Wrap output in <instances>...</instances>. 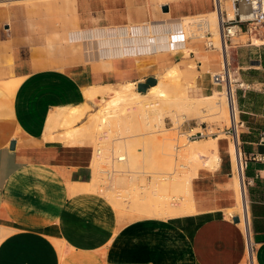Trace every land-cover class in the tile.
<instances>
[{"label": "crops", "instance_id": "obj_1", "mask_svg": "<svg viewBox=\"0 0 264 264\" xmlns=\"http://www.w3.org/2000/svg\"><path fill=\"white\" fill-rule=\"evenodd\" d=\"M16 2L0 3V264H247L249 252L264 264V110L243 111L239 133L253 257L240 216L227 214L237 195L224 137L215 136L219 166L191 179V211L164 218L118 212L97 192L71 193L92 179L89 136L44 138L56 109L86 102L90 86H136L194 63L190 86L213 93L220 55L188 38L184 20L211 12L215 0Z\"/></svg>", "mask_w": 264, "mask_h": 264}, {"label": "rangeland", "instance_id": "obj_2", "mask_svg": "<svg viewBox=\"0 0 264 264\" xmlns=\"http://www.w3.org/2000/svg\"><path fill=\"white\" fill-rule=\"evenodd\" d=\"M14 1H17L16 2L17 4H30L36 2L37 3L47 2L51 0H14ZM14 1L0 0V3L1 2L12 3ZM222 5L223 6L225 5V9L226 8L229 10L231 9V4L229 0L226 3H222ZM212 11H215V9ZM208 13L200 14V15L207 16ZM202 40L205 42V39ZM209 41H212L217 48L216 50L213 51H216V53L220 54L219 51L220 43L217 40L216 35L212 34L211 39ZM251 44H252L251 38H248L247 36L244 35L234 38L231 41V43L227 44V46H229L228 67L231 71V75L233 79L236 78L234 80L236 82H232V84L233 87L237 86V97L240 96L242 99L245 100L244 106L238 107L240 111L239 112L240 120H241L240 118L241 110H247L246 107L250 106V103L252 105H255L256 106L255 108L257 110H264V47L250 48ZM258 54H260V59L257 57ZM255 59L259 60L258 63L254 62ZM250 60L253 62H251ZM189 65L192 66V68L196 67L194 63H186V64L182 63L181 65H177L180 71V75L178 76V82L172 81V79L171 80L167 79L166 85H169V87L167 86L168 89L166 88V86L164 87L168 90V92L166 93L168 95L163 96L162 97L163 99L157 98L158 95H156L151 91H148L146 94H141L136 90V87H133L131 89H133L134 93H131L130 91L124 94L119 93V95L124 97L121 100L119 99H113L114 101L110 99L108 100L107 98H109L113 93L111 91L112 90L111 88L115 89L116 87H118V86H114L115 87L114 88L110 86L109 91L107 90L106 91L107 93H105L106 95L100 97L101 98L100 101L97 100L96 102L94 101L95 105L97 106H91L90 108H88V111L85 114H83V116L76 122L81 124L82 126L78 125L79 126L78 129H76V127L73 128L75 130H79L80 127L81 128L84 127L85 126L84 124L88 118V116L86 117V115H88L91 112L94 113L95 110L99 109L98 106L101 107L100 115H101L102 123L104 122L103 125H101L100 127L99 126L95 127L93 129L94 131L92 133V136L86 134L89 136L88 140L91 143L93 149L92 150L93 161H91V164H93V166L91 164L90 166L92 169L94 166H96L94 167L96 170V174H94L95 172L94 170H92L93 177L91 181L88 182V184L85 183L87 184L86 186L81 185L84 183L81 184L79 183L80 185L78 183L77 184L73 183L70 186L71 193L97 192L107 197L118 212H124V211L133 212V213H137V215H142V216L153 215L163 218V217H169L168 215H171L172 214L171 212H174L172 215L175 216L188 212L191 209V204H192L191 183L189 184L188 182L182 181L178 187L176 188L170 187L168 188L169 189L168 191V189L163 188L162 186L156 185L159 188L155 186V183L159 181L156 178H161L163 181V179L167 177V179L170 182L173 180V177L177 174L190 175L192 178L193 175L191 173L194 172V169L198 166L199 162H196L192 158L191 154L188 152L190 150V144H191L189 142H195V141L207 142L213 139H217V137H224L225 140L227 141V144L230 140L233 142L236 141H234L232 138H230V136H227V134L224 133V131L229 125L228 113H227L224 97H223L224 99L223 101L217 99V97L212 98L211 101L210 100L207 101V104L210 106L209 108L212 109L204 111L202 114L196 112L198 105L203 101L202 99H200L199 97L190 98V99H184L181 97L183 95L181 93L182 90H186L190 86L189 81L194 80L196 75L193 71L194 69L188 68ZM220 69L221 66L217 71H220ZM209 78L211 80V73L209 75ZM241 82L243 83V85L239 86ZM177 83L179 85H177ZM106 87L107 86L88 87L83 91L85 98H88L89 101H92V99L95 96H99V94H102ZM222 90H224V87H222L221 85L215 86V90H214L215 92L220 93ZM86 92L89 94H86ZM117 92L120 91L117 90ZM208 96H212V93L209 94ZM164 99L167 101H165ZM105 100L107 103L105 102ZM162 100L164 101V103ZM104 102L106 105L102 104ZM80 105L81 104L69 105V106L57 108L50 118L55 117L57 114L61 113L60 109H64L65 111L63 113L65 114L73 106L79 107ZM101 105L104 106L102 107ZM149 106H151L152 109L151 107L148 108ZM154 106H156V109L161 110L162 114L160 112L159 114L160 116L156 114L157 112L153 113L152 110L155 109ZM188 106L191 107L190 111H188ZM102 111L106 114L102 113ZM185 111L186 113L188 111L189 114H186ZM63 113L62 115L64 116ZM103 114L105 115V117H103L104 116ZM50 121L52 122L53 119ZM187 122H189L190 125H192V123H195L196 125H198V127L190 131H184L182 125L186 124ZM52 125H56V124L53 123ZM200 125L206 127V129L205 130L201 129ZM80 130L82 132L83 129ZM197 130L203 132V135L198 136V134H196ZM84 131L85 129L83 130V132ZM238 132L240 133V128L238 129ZM75 133L71 134L73 135V137L69 136L70 138L68 140L66 138V135L64 137L62 136L63 134L60 135L61 133H59L56 136L58 140L60 139L63 141H74L71 140V137L78 138V139L75 138V141L79 140L81 138L80 135L81 133L78 132ZM51 134L50 135L44 134V138L53 140L55 136L53 135L54 134L53 133L52 134L54 137L53 138ZM189 135H191V137H189ZM150 140L156 141L154 144H156L157 147H160V145L161 147H164L166 143L171 145L172 148L170 149L173 154L172 157L174 160L173 170L171 171V173L161 174L157 172L156 174V172L147 169V167L144 165V159H143V152L145 149L144 147L146 144H148V142H150ZM162 142L163 144H161ZM99 145L102 147L103 153L101 156H96L94 153V149H96ZM110 150L114 151V154L116 155L120 154L126 156V160L115 164V167L123 172L115 174L114 175L115 180L111 184L107 183L108 185L105 188H100L99 184L103 182L102 179L103 175H101L102 172L101 170L102 168L107 166L106 165L108 162L107 156L109 155ZM129 153H132L134 154V156H136L135 161H130L128 157ZM181 165H186L187 168H183ZM204 165H206V163L203 162V166ZM191 169H193V171H191ZM167 179H165L166 182L168 181ZM92 182L93 184H95L94 185L95 187L90 185ZM187 184H189L190 187L186 186ZM184 185L186 187L182 188L184 187ZM87 186H89V188ZM156 188H158V190ZM112 193L116 196H114ZM122 194L124 197L123 196L121 197ZM128 199L131 201H129ZM137 201L138 203H136ZM164 203L166 204L164 205ZM171 203L174 205H172ZM164 206L167 208L168 212L166 208H163ZM173 207H175V209ZM176 207L177 209L178 207H182V208L176 210ZM170 209H173L174 211H171ZM156 213L158 215H156ZM5 234L6 231L0 228V239Z\"/></svg>", "mask_w": 264, "mask_h": 264}, {"label": "bare ground", "instance_id": "obj_3", "mask_svg": "<svg viewBox=\"0 0 264 264\" xmlns=\"http://www.w3.org/2000/svg\"><path fill=\"white\" fill-rule=\"evenodd\" d=\"M227 2H228V0H226ZM226 1L225 0H215V4H216V8H215V11H212V12H210V13H208V15L207 16H201V15H198L199 17H196V16H193V17H188V18H186L185 20H184V24H185V33H186V35H187V37L188 38H191V39H194V38H197V37H200V38H204L205 37V35L206 34H210L211 33V35L212 34H214V35H216V38H217V40L219 41V45H220V47H221V49H222V55H221V53L219 54L220 55V64H221V66H222V63L224 62V63H226L227 65H229V59H228V47L229 46H225V51H224V49H223V45H222V43H221V41H220V37H219V31H220V16H221V14L223 13V14H225L226 15V17L228 18V19H231L232 17H233V13H232V9H225V5L223 6L222 5V3H226ZM213 30H214V32L215 33H217V34H215L214 32H213ZM260 36V35H259ZM251 40H252V42L254 43V44H263L264 43V38L262 39V38H251ZM217 41V42H218ZM214 44V43H213ZM216 44V43H215ZM215 46V45H214ZM216 47V46H215ZM220 47H219V50H220ZM185 51H187V52H189L190 53V51L189 50H185ZM195 51V50H194ZM179 52V51H178ZM177 52V53H178ZM181 52V51H180ZM182 52H184V51H182ZM181 52V53H182ZM176 53V52H175ZM188 53V54H189ZM228 73H229V81L230 82H232V81H234L235 79H233V77H232V75H231V71H230V69H229V67H228ZM180 75V71H179V69H178V67L177 66H173V67H171V68H168V69H166V70H164L163 72H161L160 74H158L157 75V83L154 85V86H151V87H149L148 88V90L145 92V93H143V94H146L148 91H151V92H153V93H155L156 95H158V97L157 98H162L163 96H166V95H168V94H166L167 92H168V88H167V86L169 87V85H166V82H167V79H169V80H171L172 79V81H176V82H178V76ZM169 83V82H168ZM213 83V82H212ZM215 86H217L218 84H216V83H213ZM177 85H179L178 83H177ZM164 86H166V88L164 87ZM109 87L110 86H107L106 88H105V90L103 91V93L102 94H99V96H95L93 99H92V101H89L88 100V98H86V102H84V103H82L79 107H77V106H73L72 108H70L69 109V111L67 112V113H63L65 110L64 109H60V111H61V113H59V114H57L55 117H52V118H49L48 119V123H47V129L45 130V135H50L51 133L53 134V132L55 131V130H57L58 128H61L62 130L59 132V133H61L60 135H62V136H64L65 137V135H66V138H67V140L70 138L69 136H72L73 137V135H71V134H73V133H75V132H78V133H81L80 135H81V138L80 139H83V138H85V137H87L88 135H86V134H89V135H91L92 136V133H93V129L95 128V127H100L101 125H103V123H102V121H101V107L100 106H98L99 107V109H97V110H95V112L94 113H92L91 111V113H89L88 115H86V117L88 116V118H87V120H86V122H85V126L84 127H80V129H85V131L83 132V130H82V132H81V130L79 129V130H75L74 128L76 127V129H78L79 128V126L76 124V122L83 116V114H85L87 111H88V108H90L91 106H97V105H95V102L93 101L96 97H102V96H104V95H106L105 93H107L106 91L108 90L109 91ZM112 87H114V86H112ZM133 87H136L135 86V84L134 83H130V82H128V83H123V84H119L118 85V87H114L115 89H113V88H111L112 90V95L109 97V98H107L108 100L110 99V100H113V99H119V100H121L122 98H124L123 96H121V95H119V93H122V94H124V93H127V92H131V93H134L133 92V89H131V88H133ZM223 87H224V85H223ZM166 89V90H165ZM170 89V88H169ZM117 90H119L120 92H117ZM213 93H212V96H204L203 95V93L202 92H200V88H198V87H194V86H189L186 90H182V98H184V99H190V98H197V97H199L200 99H202L203 101H202V103H200L199 105H198V108L196 109V112L197 113H199V114H202L204 111H207V110H209V109H212V108H209L210 106L207 104V101H211V99L212 98H214V97H217V99H219V100H224L223 99V97H224V90H222L220 93H217V92H215V91H212ZM86 94H89V93H87L86 92ZM142 94V93H141ZM167 98V97H166ZM159 99V100H160ZM163 99V98H162ZM172 99V98H171ZM181 99V98H180ZM107 100V101H108ZM165 100V99H164ZM218 100V101H219ZM114 101V100H113ZM117 101V100H116ZM163 101V100H162ZM165 101H167V100H165ZM88 102V103H87ZM105 102H106V100H105ZM105 102L104 103H102V104H105ZM221 102V101H220ZM107 103V102H106ZM113 103V102H112ZM163 103H164V101H163ZM168 103H169V101H168ZM115 104V103H114ZM119 104V103H118ZM147 104V103H146ZM151 104V103H150ZM180 104V103H179ZM220 104V103H219ZM223 104H224V102H223ZM106 105V104H105ZM222 105V104H221ZM102 107L104 106V105H101ZM108 106V105H107ZM110 106H112V105H110ZM152 106H153V104H152ZM158 106V105H157ZM115 107V106H114ZM151 106H149L148 108H150ZM186 107V106H185ZM154 108L155 109H153L152 111H153V113H155V112H157L156 114H160V112H161V110H159V109H156V106H154ZM181 108V107H180ZM110 109V108H109ZM151 109H152V107H151ZM160 109H162V108H160ZM187 109V108H186ZM90 110V109H89ZM103 110V109H102ZM107 110H108V108H107ZM191 110V107H189L188 106V111H190ZM105 111V110H104ZM188 111H187V113H186V111H185V113L186 114H189L188 113ZM225 111V110H224ZM106 112V111H105ZM62 113L64 114V116L62 115ZM102 113H104L103 111H102ZM104 114H106V113H104ZM103 114V115H104ZM161 114H162V112H161ZM226 114V113H225ZM158 115H156V116H158ZM62 116V117H61ZM160 116V115H159ZM61 117V118H60ZM103 117H105V115L103 116ZM53 119V123H55L56 125H52L53 123L50 121V120H52ZM104 119V118H103ZM236 119H237V117H236ZM162 120V119H161ZM127 125H128V123H127ZM80 126H82V125H80ZM74 127V128H73ZM130 128V127H129ZM74 129V130H73ZM127 129V128H126ZM101 130V129H100ZM99 130V131H100ZM128 131V130H127ZM96 132V131H95ZM59 133H57V134H59ZM97 133V132H96ZM51 134V135H52ZM76 134V133H75ZM55 137H56V135L55 134H53ZM53 135H52V137H53ZM51 137V136H50ZM71 137V140H74L75 141V138L76 137H74V138H72ZM54 138V137H53ZM55 139V138H54ZM76 139H78V138H76ZM79 139V140H80ZM60 140V139H59ZM234 141H236L235 140V138L233 139ZM145 142H146V140H145ZM156 141H151L150 140V142H148V144H146L145 145V149H144V152H143V159H144V165L147 167V169H149V170H152V171H154V172H156V174H157V172H159V173H163V174H169V173H171V171L173 170V163H174V160H173V157H172V152H171V149L170 148H172L171 147V145L170 144H168V143H164L165 145H164V147H161V145H160V147H157L156 146V144H154ZM238 142H239V140H238ZM238 142H237V144H236V142H233V141H229L228 142V147H227V150H228V154H229V157H230V159H231V163H232V165H233V168H234V171H235V177H234V183H233V188H234V190H235V193H236V195H237V203H236V206L233 208V209H230L228 212H227V214H229L230 216L231 215H233V214H237V215H239L240 216V218H241V223H244V226H245V228H247V219H249L248 217V209H247V204H246V202H245V200H244V193H245V190L243 191V189H244V186H243V184H242V181H241V177L239 176V173H238V170H240L239 169V163H240V168H241V174H242V159H241V152H240V148H239V146H237L238 145ZM189 143H191L190 144V150L188 151L190 154H191V156H192V158L196 161V162H199V164H198V166L194 169V172L193 173H191L193 176L192 177H194V175H196V173H197V169H198V167H207V168H214L215 169V166H219V154H218V151L217 150H219V149H217V139H213V140H210V141H207V142H203V141H195V142H189ZM160 144V143H159ZM161 144H163V142L161 143ZM219 147V146H218ZM189 154V155H190ZM127 155H128V153H127ZM120 156H123V155H120ZM129 159H130V161H135L136 159V156H134V154H132V153H129ZM124 160H126V156H124ZM93 161V160H92ZM94 161H95V159H94ZM194 161V162H195ZM221 161V160H220ZM195 162V163H196ZM203 162L204 163H206V165H204L203 166ZM134 163V162H133ZM194 164V163H193ZM92 166H93V164H91ZM183 168H187V166L186 165H181ZM217 166V167H218ZM94 167H96V166H94ZM93 167V169L92 170H94V174H96V170H95V168ZM189 168V167H188ZM214 169H212V170H214ZM102 171V170H101ZM177 171V170H176ZM191 171H193V169H191ZM93 172V171H92ZM186 173V172H185ZM155 174V175H156ZM172 174H173V172H172ZM93 175V174H92ZM154 175V176H155ZM93 177V176H92ZM196 177V176H195ZM95 178V177H94ZM131 178V177H130ZM243 178V177H242ZM157 180H159L157 183H155V186L156 185H158V186H162L163 188H166V189H168V188H170V187H172V188H176V187H178L180 184H181V182L183 181V182H188L189 184L191 183V176L190 175H175L174 177H173V180L170 182L168 179H167V177L165 178V179H167L168 181L166 182V180L165 179H163V181H162V179L161 178H156ZM161 179V180H160ZM93 180H95V179H93ZM115 180V177H113L108 183H112L113 181ZM100 181V180H99ZM165 181V182H164ZM94 183H95V181H94ZM97 183V182H96ZM77 184V183H76ZM79 184V183H78ZM81 184V183H80ZM79 184V185H80ZM88 184V183H87ZM87 184H81V185H87ZM185 184V183H184ZM189 184H187L186 186H188V187H190L189 186ZM90 185H92L93 187H95L94 185L95 184H93V182L90 184ZM89 185V186H90ZM98 185V184H97ZM89 186H87L88 188H89ZM158 186H156V187H158ZM185 185H184V187H182V188H185L186 187ZM92 187V188H93ZM91 188V189H92ZM159 188V187H158ZM158 188H156L157 190H158ZM91 189H90V191H91ZM113 189V188H112ZM163 190V189H162ZM164 191V190H163ZM168 191H169V189H168ZM180 191V190H179ZM117 192V191H116ZM113 194V193H112ZM114 195V194H113ZM114 196H116V195H114ZM118 196V195H117ZM123 196V194L121 195V197ZM124 197V196H123ZM118 199V198H117ZM125 199H126V197H125ZM132 199V198H131ZM122 200V199H121ZM129 200V199H128ZM129 201H131V200H129ZM122 202V201H121ZM168 202V201H167ZM136 203H138V201L136 202ZM149 203V202H148ZM166 203H164V205H165ZM172 204V203H171ZM134 205V204H133ZM172 205H174V204H172ZM149 206V205H148ZM158 206V205H157ZM167 206V205H166ZM169 206V205H168ZM163 208H166L165 206L163 207ZM174 209H175V207H173ZM179 208L181 209L182 207H178V209H177V207H176V210H179ZM161 209H162V207H161ZM160 209V210H161ZM159 210V211H160ZM165 210V209H164ZM166 210H167V208H166ZM171 211H174L173 209H170ZM170 210H169V212H170ZM162 211V210H161ZM157 212V211H156ZM167 212H168V210H167ZM178 212V211H177ZM180 212V211H179ZM158 213V212H157ZM156 213V215H158ZM165 213H166V211H165ZM172 214L174 213V212H171ZM171 213H168V214H171ZM137 214V213H136ZM150 214H152V213H150ZM161 214V213H160ZM168 215L169 217L170 216H173V215ZM149 215V214H148ZM162 215H163V213H162ZM166 215V214H165ZM164 215V216H165ZM151 216V215H150ZM153 216V215H152ZM176 216V215H175ZM164 218V217H163ZM240 221V220H239ZM247 231H248V228H247ZM250 251H251V249H250ZM249 259H251V257H250V252H249Z\"/></svg>", "mask_w": 264, "mask_h": 264}, {"label": "built area", "instance_id": "obj_4", "mask_svg": "<svg viewBox=\"0 0 264 264\" xmlns=\"http://www.w3.org/2000/svg\"><path fill=\"white\" fill-rule=\"evenodd\" d=\"M231 4V9L233 17L228 19L223 13L220 16V31L219 37L225 51V46L228 43L239 36H247L248 38L254 37L257 34H264V0H229ZM203 39H205L204 46L209 50H216L211 39V34H207ZM220 53L222 49L220 47ZM211 81L223 87L224 85V98L228 113L229 125L224 131L227 136L236 140H239L238 129L242 126L243 122L239 119V109L237 103V86L233 87L232 82L229 81L228 65L222 63L220 71L213 72L211 75ZM243 85L241 82L239 86ZM237 117V120H236ZM198 136H202L203 132H196ZM191 137V135H189ZM264 140V138H262ZM239 146V142H238ZM96 156H101L103 153L102 147L99 145L94 149ZM107 166L102 168L101 175H103V182L100 183V188H105L108 182L114 177L115 174L123 172L115 167V164L124 161V156L120 154H114V151L110 150L107 156ZM243 184V180H242ZM244 186V185H243ZM238 216V215H237ZM239 217V216H238ZM240 220V218H239ZM247 228L249 233V220L247 219ZM245 234V233H244ZM246 249L248 243L250 244L251 256L253 257V245L250 238V233L248 238L245 234ZM247 264H253V259L246 260Z\"/></svg>", "mask_w": 264, "mask_h": 264}, {"label": "water", "instance_id": "obj_5", "mask_svg": "<svg viewBox=\"0 0 264 264\" xmlns=\"http://www.w3.org/2000/svg\"><path fill=\"white\" fill-rule=\"evenodd\" d=\"M162 11L166 12L167 11V8L166 7H163L162 8ZM156 83H157L156 77H154V76L147 77L144 81L138 82L136 84V90L139 93H142L143 94V93H145L148 90L149 87L154 86ZM13 145H14V142L11 141L10 147L12 148ZM232 219H233L234 222H239V217L237 215L234 216Z\"/></svg>", "mask_w": 264, "mask_h": 264}, {"label": "trees", "instance_id": "obj_6", "mask_svg": "<svg viewBox=\"0 0 264 264\" xmlns=\"http://www.w3.org/2000/svg\"><path fill=\"white\" fill-rule=\"evenodd\" d=\"M237 103H239L238 104V107L239 106H244V104H245V100L244 99H242L240 96L239 97H237ZM256 106L255 105H252L251 103H250V106H248V107H246L247 109H250V110H254V111H257V109L255 108ZM243 111H247V110H241V114H240V118L243 120L244 119V117H245V114L243 113Z\"/></svg>", "mask_w": 264, "mask_h": 264}]
</instances>
